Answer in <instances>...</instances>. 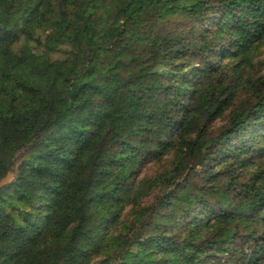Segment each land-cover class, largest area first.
Segmentation results:
<instances>
[{"label":"trees","instance_id":"trees-1","mask_svg":"<svg viewBox=\"0 0 264 264\" xmlns=\"http://www.w3.org/2000/svg\"><path fill=\"white\" fill-rule=\"evenodd\" d=\"M263 42L264 0H0V264H264Z\"/></svg>","mask_w":264,"mask_h":264},{"label":"rangeland","instance_id":"rangeland-1","mask_svg":"<svg viewBox=\"0 0 264 264\" xmlns=\"http://www.w3.org/2000/svg\"><path fill=\"white\" fill-rule=\"evenodd\" d=\"M254 65L258 71L264 72V42L258 48L255 58H254ZM159 171L158 166L151 165L144 171V176L152 177ZM12 178V175H8L6 181H9Z\"/></svg>","mask_w":264,"mask_h":264}]
</instances>
